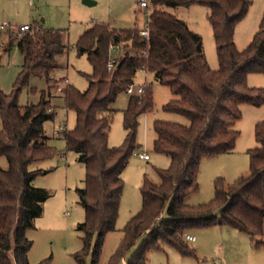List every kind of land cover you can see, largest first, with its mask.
Masks as SVG:
<instances>
[{
	"label": "trees",
	"instance_id": "trees-1",
	"mask_svg": "<svg viewBox=\"0 0 264 264\" xmlns=\"http://www.w3.org/2000/svg\"><path fill=\"white\" fill-rule=\"evenodd\" d=\"M149 1V38L140 36L137 27L92 24L76 42L77 54L86 55L92 65L87 74L89 86L81 91L66 83L61 90L65 106L76 113V124L73 129L64 128L60 135L67 149L75 151L86 166L85 186L78 189L86 212L78 227L84 242L79 264H85L82 255L90 252L92 264H97L106 234L116 229L124 190L122 174L140 148L139 117L155 108L153 85L146 82L144 93L129 95L123 110V143L109 145L114 104L141 70L171 89L174 98L163 109L186 117L189 123L154 121V150L169 156L170 165L156 168L159 182L145 175L143 206L122 228V240L107 264H147L149 250L164 246L196 255L185 233L204 227L228 225L252 238L264 235V120L255 124L258 145L248 149L249 172L232 183L217 178L214 197L207 203L186 202L200 190L202 160L234 150L240 132L233 127L242 117V105L264 104V88L252 87L247 81L250 73L264 74V15L252 41L239 50L235 30L252 0ZM194 4L209 8L217 69L209 65L202 36L169 10ZM7 34L2 51L17 46L24 61L13 90L5 93L0 86V156L8 160L7 168L0 166V264H30L28 253L33 242L26 232L43 214L50 193L33 185L42 170H30L29 164L55 154L48 144L45 123L58 113L52 89L65 81V77L57 80L56 74L62 68L57 58L67 49L66 33L41 25L37 31L18 34L9 30ZM112 57H116V64L109 69ZM32 76L45 78L48 88L37 103L20 105V91ZM139 241V247L126 259ZM254 247L263 248L264 241L254 242ZM49 263L47 258L38 264Z\"/></svg>",
	"mask_w": 264,
	"mask_h": 264
},
{
	"label": "rangeland",
	"instance_id": "rangeland-1",
	"mask_svg": "<svg viewBox=\"0 0 264 264\" xmlns=\"http://www.w3.org/2000/svg\"><path fill=\"white\" fill-rule=\"evenodd\" d=\"M91 1L93 3H87L85 0H0V25L8 26L0 32V39L2 37L5 39L10 24L15 27L23 24L46 25L64 30L67 49L58 58L63 69L57 73L56 79L65 77V81L60 82L58 87L70 83L85 91L89 86L87 74L92 72V65L86 55L77 54L76 42L80 35L94 23L105 22L116 28H125L142 27L146 20L144 10L139 6L140 0ZM169 10L184 19L192 30L202 36L209 65L212 69H217L219 62L213 29L208 19L209 8L194 4ZM263 15L264 0H252L247 14L237 24L235 30L234 41L239 50H243L252 41ZM22 61V56L15 51L0 58V86L5 93L13 90ZM247 81L252 87L264 88L262 73L248 74ZM146 82L153 85L155 108L152 112L139 117L137 141L140 148L131 156L122 174L124 190L116 229L106 234L97 264L108 263L122 240V228L141 210L143 206L141 186L145 175L152 181L159 182L160 177L156 168H167L170 165L169 156L154 150V140L157 136L153 127L154 121L163 119L181 124L189 123L186 117L163 109L164 104L174 98L171 89L157 82L152 73L139 71L135 84L138 86ZM47 88L45 78L32 76L29 84L20 91V105L37 103L41 92ZM52 93H59L52 99L58 113L54 120L45 123V129L50 138L48 144L55 150V154L29 164L30 170H42L33 179V185L46 189L50 197L44 203L43 214L36 218L35 226L26 232L27 237L33 242L28 259L30 264H38L47 258H50L49 264H79L78 254H82L84 242L83 233L78 227L85 220L86 212L78 189L85 186L86 166L79 161L75 151L67 149L66 140L60 135L64 128L75 127L76 113L65 106L63 93L61 94L58 88H53ZM128 98L129 94L124 92L114 104L115 112L108 139L110 146H119L125 139L123 110L127 106ZM241 109L242 117L233 127L240 132L234 150L202 160L199 173L200 190L191 194L186 202L207 203L214 197V181L217 178L222 177L227 183H232L239 176L249 172L251 161L248 149L258 145L255 124L264 120V104L260 106L243 104ZM57 130L60 131L59 135L56 133ZM139 153L149 154L150 159L140 158ZM0 166L8 167L5 156H0ZM225 231H227L225 228L219 226L197 229L193 232L197 240L188 242L196 255H184L172 246H164L149 250L147 264H212L213 261L219 260L223 243L229 264H264V247L261 249L254 247V242L264 241V235L253 237L252 247L241 248L234 245L231 237L225 236ZM140 244L141 241L126 254L125 258L129 259ZM82 257L85 264H92L91 252Z\"/></svg>",
	"mask_w": 264,
	"mask_h": 264
},
{
	"label": "built area",
	"instance_id": "built-area-1",
	"mask_svg": "<svg viewBox=\"0 0 264 264\" xmlns=\"http://www.w3.org/2000/svg\"><path fill=\"white\" fill-rule=\"evenodd\" d=\"M139 6L141 9L144 10L145 15V23L142 27H138L139 35L143 38H149L150 35V14H151V5L149 0H140ZM8 26L1 24L0 25V32L4 31ZM10 29L18 34L26 31H37L41 27V25H32V24H23L20 26L15 27L14 25H9ZM116 64V57H112V59L109 61L108 67L109 69L113 68ZM144 85V84H143ZM143 85H136L135 83L131 84L127 89L126 93L129 95H142L144 93V86ZM63 86L58 87V90L61 91ZM140 158L149 160L150 156L147 153H139ZM185 238L188 241H195L196 236L192 233H185ZM212 264H222L218 261L213 262Z\"/></svg>",
	"mask_w": 264,
	"mask_h": 264
},
{
	"label": "crops",
	"instance_id": "crops-1",
	"mask_svg": "<svg viewBox=\"0 0 264 264\" xmlns=\"http://www.w3.org/2000/svg\"><path fill=\"white\" fill-rule=\"evenodd\" d=\"M44 26L45 27H48L46 25H44ZM134 27H137V26L125 27V28H134ZM5 39L3 37L0 39V58H2V55H4V54H10L11 52L15 51V52H18L22 56V59L24 61L23 55L18 50L17 46H14L12 48V50H10L9 52H3L2 51V46L8 41V34L7 33L5 34ZM114 53H116L118 55V51L117 50H115ZM117 55H114V56H117ZM58 58H59V56H58ZM58 58H57V61H58ZM23 61H22V64H23ZM58 64L61 66V64L59 63V61H58ZM0 66H1V64H0ZM21 67H22V65H21ZM62 69H63V67L58 72H60ZM58 94L59 93H56L54 95L57 96ZM61 94H62V92H61ZM56 133L59 135L60 131L57 130ZM219 227L225 228V230H227V231H225L224 234H225V236H229V237H231V239H233V242H234V245L235 246H237V247L240 246L241 248H243V247L245 248L247 246H251L252 247V244H253L252 240H253V238L250 235H248V234H246V233H244V232H242V231H240V230H238V229H236V228H234L232 226L221 225ZM193 232H191V233L193 234ZM196 240H197V238H196ZM190 242H194V241H190ZM222 246H223L222 247V252L220 253L219 260H217V261L220 262V263H222V264H229V261L227 260V258L225 256L226 255L225 254V244L223 243ZM237 247H235V248H237ZM213 262H215V261H213ZM124 263H126V262L124 261Z\"/></svg>",
	"mask_w": 264,
	"mask_h": 264
},
{
	"label": "water",
	"instance_id": "water-1",
	"mask_svg": "<svg viewBox=\"0 0 264 264\" xmlns=\"http://www.w3.org/2000/svg\"><path fill=\"white\" fill-rule=\"evenodd\" d=\"M85 2H87V3H93V1H91V0H85Z\"/></svg>",
	"mask_w": 264,
	"mask_h": 264
}]
</instances>
